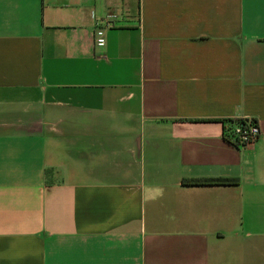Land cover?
<instances>
[{"label":"crops","instance_id":"crops-1","mask_svg":"<svg viewBox=\"0 0 264 264\" xmlns=\"http://www.w3.org/2000/svg\"><path fill=\"white\" fill-rule=\"evenodd\" d=\"M0 264H264V0H0Z\"/></svg>","mask_w":264,"mask_h":264},{"label":"built area","instance_id":"built-area-1","mask_svg":"<svg viewBox=\"0 0 264 264\" xmlns=\"http://www.w3.org/2000/svg\"><path fill=\"white\" fill-rule=\"evenodd\" d=\"M115 16L109 14L97 22L94 32L95 45L105 46V31L113 27ZM224 137L237 148L253 146L260 138L261 129L257 120L251 117L235 116L224 121Z\"/></svg>","mask_w":264,"mask_h":264},{"label":"trees","instance_id":"trees-1","mask_svg":"<svg viewBox=\"0 0 264 264\" xmlns=\"http://www.w3.org/2000/svg\"><path fill=\"white\" fill-rule=\"evenodd\" d=\"M225 121V120H224ZM187 184H218V185H232L236 184V179L229 178H207V179H195L185 181Z\"/></svg>","mask_w":264,"mask_h":264}]
</instances>
